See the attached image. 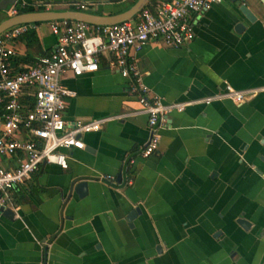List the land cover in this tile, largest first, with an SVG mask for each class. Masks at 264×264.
<instances>
[{
	"label": "crops",
	"instance_id": "crops-1",
	"mask_svg": "<svg viewBox=\"0 0 264 264\" xmlns=\"http://www.w3.org/2000/svg\"><path fill=\"white\" fill-rule=\"evenodd\" d=\"M136 1L16 5L19 14L105 17ZM2 12L0 23L8 18ZM192 22L189 45L149 43L136 55L149 95L183 105L163 116L158 150L148 158L140 156L149 139L147 116L131 81L110 69L106 56L98 71L64 77L76 93L65 121H105L100 131L81 136L84 149L64 151L66 170L41 165L11 192L14 209L4 210L12 218L0 213V264H264V6L221 0ZM32 30L35 46L27 47L22 36L13 43L14 68L33 65L56 46L50 23ZM227 85L255 95L239 104L219 98ZM15 165L14 158L0 159V167ZM81 181L87 182L82 197L71 189ZM135 209L140 212L129 222Z\"/></svg>",
	"mask_w": 264,
	"mask_h": 264
},
{
	"label": "built area",
	"instance_id": "built-area-1",
	"mask_svg": "<svg viewBox=\"0 0 264 264\" xmlns=\"http://www.w3.org/2000/svg\"><path fill=\"white\" fill-rule=\"evenodd\" d=\"M220 1L150 0L135 19L110 26L50 22V31L56 38L54 50L21 69L12 66L16 56L13 43L34 29V25H19L4 31L0 35V159L14 158L16 165L0 167V208L14 209L11 192L28 182L41 165L52 164L66 170L68 156L64 151L84 149L81 136L101 130L105 120L65 121L64 112L76 93L63 84V79L66 75L80 77L98 71L102 56L108 58L110 69L131 81V93L136 94L141 113L147 116L149 131L140 156L153 155L159 147L163 116L181 110L183 105H167L149 95L136 55L149 43L168 48L189 45L194 39L192 16ZM5 12L8 18L19 14L16 4ZM254 95L237 92L227 85L219 98L239 104ZM99 178L113 180L110 176ZM128 182L132 184L131 180Z\"/></svg>",
	"mask_w": 264,
	"mask_h": 264
},
{
	"label": "water",
	"instance_id": "water-1",
	"mask_svg": "<svg viewBox=\"0 0 264 264\" xmlns=\"http://www.w3.org/2000/svg\"><path fill=\"white\" fill-rule=\"evenodd\" d=\"M150 0H137L135 4L123 13L113 15V16H97L81 11H29L20 13L14 17L7 18L0 23V35L15 26L19 25H29L38 23H50L56 21H77L84 22L96 26H110L115 24L124 23L132 20L136 17L140 11L146 7ZM17 0H2L0 2V12L5 11L9 5L16 4ZM264 6V0H261ZM240 11L248 19V21L253 22L255 20L254 15L245 5L240 7ZM71 189L74 190L80 197L85 196L87 192V182L81 181L78 183H73ZM4 216L12 218L13 213L11 210L0 208V213ZM139 209H135L129 214L127 220L130 222L133 217L138 214ZM245 228L248 226L245 221L240 220L238 222Z\"/></svg>",
	"mask_w": 264,
	"mask_h": 264
},
{
	"label": "trees",
	"instance_id": "trees-1",
	"mask_svg": "<svg viewBox=\"0 0 264 264\" xmlns=\"http://www.w3.org/2000/svg\"><path fill=\"white\" fill-rule=\"evenodd\" d=\"M23 12H26V11H22V13ZM33 25H36V24H33ZM22 39H24V41L27 42V47H32V46H35L37 44V39H36L35 33L32 29L28 30L22 36ZM44 56H47V55H44ZM29 106H30V108H32V106H33V100L32 99L29 100Z\"/></svg>",
	"mask_w": 264,
	"mask_h": 264
},
{
	"label": "rangeland",
	"instance_id": "rangeland-1",
	"mask_svg": "<svg viewBox=\"0 0 264 264\" xmlns=\"http://www.w3.org/2000/svg\"><path fill=\"white\" fill-rule=\"evenodd\" d=\"M2 13H3V12H2ZM2 13H0V14L2 15ZM1 15H0V16H1ZM1 17L3 18V16H1Z\"/></svg>",
	"mask_w": 264,
	"mask_h": 264
}]
</instances>
